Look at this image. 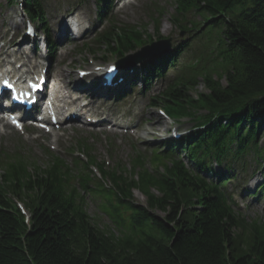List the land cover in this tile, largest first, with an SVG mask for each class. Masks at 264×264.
<instances>
[{"label": "trees", "instance_id": "16d2710c", "mask_svg": "<svg viewBox=\"0 0 264 264\" xmlns=\"http://www.w3.org/2000/svg\"><path fill=\"white\" fill-rule=\"evenodd\" d=\"M175 3L174 23L196 35L204 27L201 53L213 52L215 61L209 71L193 66L189 84L179 82L162 98L178 118L195 116L196 108L209 112L196 118L207 127L185 139V147L203 159L258 156L264 163V140L258 142L264 135V0ZM25 11L43 25L37 0H25ZM141 36V28L113 27L98 44L122 57L142 44ZM196 78L208 92L198 101L190 97ZM165 147L167 152L150 159L152 171L142 156L129 169L100 167L115 191L94 180L79 161L70 167L50 156L36 166L19 156L0 157V264H264V225L247 223L221 185L199 176L196 171L206 164L191 171L173 155L175 146ZM133 191L145 199L144 207L134 203ZM87 196L99 199L97 208L109 226L101 228L87 215ZM14 200L27 212V224Z\"/></svg>", "mask_w": 264, "mask_h": 264}, {"label": "rangeland", "instance_id": "374dc122", "mask_svg": "<svg viewBox=\"0 0 264 264\" xmlns=\"http://www.w3.org/2000/svg\"><path fill=\"white\" fill-rule=\"evenodd\" d=\"M43 3V7L45 9V20L47 24H51L52 22V16L57 15V17H61L64 12L71 11L72 9H78L76 13H79L80 18L84 20H89L90 17H88V11L85 9L84 4H81L79 0H40ZM137 2H131L126 3L121 10V16L115 14V18H112L108 22H103L101 26H99L98 32H103L106 30V28H109L113 24H134L137 26H144L147 30V33L153 36H162V37H172V40L174 42L177 41L176 33L177 30L173 28L170 25V22L168 20L169 16H171L174 13V5L173 0H136ZM149 2L157 6L159 8H162V17L158 21L157 28L154 27V24L151 23V21L148 19V16H146V5H149ZM156 4H153V3ZM22 3L21 0H0V39L1 40H7L8 37H13L14 42L18 43L22 39V34L24 32V23H25V16L22 13L23 6L20 4ZM119 3V2H118ZM135 4L137 6H135ZM116 5L113 6L114 10L117 12L119 10V6L115 8ZM86 8H92L91 3L90 6ZM14 22L17 24V29L13 28L11 23ZM156 30V32H155ZM157 34L155 35L154 34ZM39 31H36V39H41ZM38 35V37H37ZM97 36L91 35L89 39L85 38L83 40H76L73 43H69L66 45V49L63 52L59 53V58H63V60L67 61L68 63L74 62L75 67L72 68L75 70L79 64H83L86 62V60L89 59H100V58H110L106 57L105 53H103V48H100L99 51L96 52L95 55L89 54L87 51L83 49V45L88 46L91 43H94ZM56 40V37H55ZM8 42V41H7ZM40 42V41H39ZM40 44V43H39ZM25 47L22 49L24 51L30 50L29 46L26 44H23ZM41 45V44H40ZM57 47L54 51V54H57L58 50L61 49V47L65 46H59V42L55 44ZM42 50V49H41ZM39 51V53H44L42 51ZM66 52V53H65ZM38 55V54H37ZM57 56V55H56ZM67 71H70V69H67ZM131 74V73H130ZM171 76V75H170ZM171 78V77H170ZM139 77L137 78L138 81ZM222 85H224V81L221 80ZM88 82L84 83L86 85ZM156 86L152 85V89L149 90L146 95L151 94L152 90H157V87L159 86V82H156ZM129 91L133 90L135 91V95L139 99H143L144 97L140 95V92L142 90L141 84H135L134 87L126 88ZM203 91V87L200 85L198 86L195 91L193 92V96L196 95V93H200ZM68 92L65 91V93ZM149 93V94H148ZM125 94V93H124ZM130 94V93H129ZM90 97V96H89ZM102 98L101 96H99ZM110 101L111 99L104 98V100ZM127 101L123 102V105H129L131 103V99L127 97ZM144 105V103L142 102ZM145 116L142 118V125L137 128L136 135L138 137V147H144L145 145L156 146L159 145V143L162 142V140L165 137V134L167 133V130L164 127V123L162 124L161 120L157 116L156 110L146 109L144 111ZM118 119H127L123 114H120L118 116ZM145 121L150 122V126H152V129H147L146 131V124ZM183 122H187L186 120H183ZM157 125H159V128L157 129ZM185 127H189V125H186ZM263 134H264V126H263ZM85 134V135H81ZM103 134V133H102ZM53 137H50V139L57 145H55L58 148V152L53 151L55 154H62L64 152V149L69 148L71 150H75L76 146L82 142L86 143L88 146H91L92 152L96 153V159L102 160L107 159V146H105L102 143L99 142V140H95L94 143H91L88 139V132L84 130L77 131V129L71 128L66 129L60 132H55ZM111 138H107V141H113L115 146L113 148V158L116 156V158L120 159L124 163L127 162V157L130 154V148L127 145L128 143L134 142L133 140L127 138V136L122 137L118 135L119 137L109 134ZM264 139V135L261 137V140ZM57 141V143L55 142ZM21 144L24 148V151L31 154L32 156L37 157L39 160L40 165H44L47 162V158H44L42 156L43 149L48 147L49 144H51L48 139L45 137H42L38 141H34L32 137H24L21 138L14 134H7L5 133L4 136H0V148L11 150L13 147H17V144ZM53 144V143H52ZM54 145V144H53ZM52 148H55L52 146ZM64 156V155H61ZM114 162V160H113ZM184 164L186 162L184 161ZM1 174V172H0ZM255 181L256 183L252 184L250 189H248L245 193L239 194L240 191L237 189L235 192L237 195L234 198L237 209L236 212L240 213V215L245 219L247 223H251L253 221L263 223L264 224V201L263 198L257 200H252L249 198L251 194H254L257 191L258 187H255L256 184H260L263 180L262 175L255 174ZM226 189L228 190H234V188L230 185H226ZM234 192V191H233ZM239 196V197H238ZM133 201L137 204H144L145 199L138 194L137 192H133ZM86 213L87 215L94 221L99 227L108 226L110 225L109 221L104 215H101L100 213H97V208L94 204V202H86ZM112 227V226H111Z\"/></svg>", "mask_w": 264, "mask_h": 264}, {"label": "bare ground", "instance_id": "6f19581e", "mask_svg": "<svg viewBox=\"0 0 264 264\" xmlns=\"http://www.w3.org/2000/svg\"><path fill=\"white\" fill-rule=\"evenodd\" d=\"M11 25H12L13 28H15V29L18 28V27H17V24L14 23V22H12ZM60 33H61V36L57 38V39H58V42H59V41H65V40H66V34H65L64 30L61 29V30H60ZM70 34H71V33H70ZM9 47L11 48L12 45L9 46ZM9 47H7L6 49H9ZM24 47H25V46L22 45V43H18V44L16 45V47H12V48L18 50V52L21 53V54H25V53L30 52V50H28V51H24V50H22ZM20 50H21V51H20ZM9 54H10L9 50H7V51L4 53L5 56H8ZM19 59H20V58H19ZM66 77H69V75H64L62 72H58V73L54 76L55 80H56L57 82H59V83L62 85V87H64V82H63L62 78H66ZM82 88H83V87H82ZM79 90H80V91H83V92H86V91H87V88L79 89ZM94 92L96 93V96H95L94 98H90V97L88 96V97H87V98H88V99H87V103L83 104V107L80 108V111H81V112L84 111V114H86V112H87V113H91V112L93 111V109H95V108H98L100 111H103V110L105 109V106H104V105H108V103L104 102V101L99 97L98 94H100V93H98V91H94ZM0 112H1V109H0ZM152 128H153L152 126H149V129H152ZM158 128H159V125H157V129H158ZM202 130H204V129H202ZM215 182H216L217 184H219V185H223L222 181L215 180Z\"/></svg>", "mask_w": 264, "mask_h": 264}]
</instances>
